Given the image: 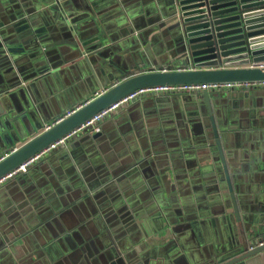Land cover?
Segmentation results:
<instances>
[{"label":"crops","instance_id":"1","mask_svg":"<svg viewBox=\"0 0 264 264\" xmlns=\"http://www.w3.org/2000/svg\"><path fill=\"white\" fill-rule=\"evenodd\" d=\"M165 1L0 0V117L24 134L0 157L137 68L164 67ZM208 91L209 104L204 91L124 103L4 180L0 264H213L264 230V86Z\"/></svg>","mask_w":264,"mask_h":264},{"label":"water","instance_id":"2","mask_svg":"<svg viewBox=\"0 0 264 264\" xmlns=\"http://www.w3.org/2000/svg\"><path fill=\"white\" fill-rule=\"evenodd\" d=\"M165 5L166 19H170L176 32L173 58L162 68H137L132 76L107 88L20 148L0 157V180L17 172L51 145L139 90L159 86L264 82V67H260L264 64V0H166ZM97 34H100L99 30ZM100 56L104 57L102 53ZM14 82L11 80L10 84ZM109 82L110 79L99 88L104 89ZM204 95L209 104V91H204ZM10 100L16 103L11 96ZM6 103H9L7 99L0 101V114H3L2 108ZM14 115L10 114L9 118H14ZM28 116L32 120V113ZM27 117L19 120L26 129V136H29L32 133ZM0 118V125L5 129L0 130V152H4L14 147L24 134L18 126L11 128L8 118L2 115ZM210 120L238 213L220 132L213 116ZM33 127L38 126L34 123ZM14 133L19 136L14 137ZM213 264H264V230L254 226L246 228L239 247L232 245L221 250Z\"/></svg>","mask_w":264,"mask_h":264},{"label":"built area","instance_id":"3","mask_svg":"<svg viewBox=\"0 0 264 264\" xmlns=\"http://www.w3.org/2000/svg\"><path fill=\"white\" fill-rule=\"evenodd\" d=\"M260 67H264V64L261 65ZM264 86L263 83H227V84H202V85H178V86H159V87H153V88H148V89H143L139 90L127 98H125L123 101L120 103L114 105L113 107L101 112L100 114L96 115L94 118L83 124L79 129L74 131L73 133L69 134L67 137L63 138L59 142L51 145L48 149H46L42 153H46L51 151L53 148H56L60 144H65L66 140L72 135L76 134L82 130H84L87 127H94L97 125L101 120L106 117L111 111L116 109L117 107L121 106L124 103L133 101L143 95H157V94H183V93H194V92H201V91H206V90H223V89H235V90H250L253 88H260ZM71 114V112L69 113ZM68 114V115H69ZM33 160V159H32ZM31 160V161H32ZM29 161L27 164H24L19 170H25L26 166L31 162ZM15 173H11L7 177L3 178L0 180V184L8 179L9 177L13 176Z\"/></svg>","mask_w":264,"mask_h":264}]
</instances>
